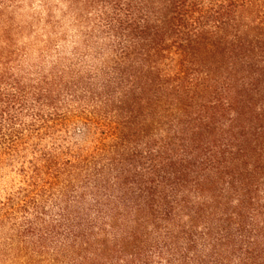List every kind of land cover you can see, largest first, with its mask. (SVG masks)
Segmentation results:
<instances>
[{
    "label": "trees",
    "instance_id": "obj_1",
    "mask_svg": "<svg viewBox=\"0 0 264 264\" xmlns=\"http://www.w3.org/2000/svg\"><path fill=\"white\" fill-rule=\"evenodd\" d=\"M7 168L0 264H264V0H0Z\"/></svg>",
    "mask_w": 264,
    "mask_h": 264
},
{
    "label": "rangeland",
    "instance_id": "obj_2",
    "mask_svg": "<svg viewBox=\"0 0 264 264\" xmlns=\"http://www.w3.org/2000/svg\"><path fill=\"white\" fill-rule=\"evenodd\" d=\"M16 21H24L26 19V14L23 12H17L14 14ZM76 28H70L71 35H74L77 33ZM0 184L2 185L3 189H8L12 185V180L14 179V175L10 172V169H3L0 172Z\"/></svg>",
    "mask_w": 264,
    "mask_h": 264
}]
</instances>
